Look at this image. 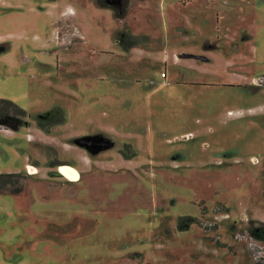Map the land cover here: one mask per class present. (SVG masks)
Masks as SVG:
<instances>
[{
	"label": "rangeland",
	"instance_id": "1",
	"mask_svg": "<svg viewBox=\"0 0 264 264\" xmlns=\"http://www.w3.org/2000/svg\"><path fill=\"white\" fill-rule=\"evenodd\" d=\"M0 99V264H264V0H0Z\"/></svg>",
	"mask_w": 264,
	"mask_h": 264
},
{
	"label": "trees",
	"instance_id": "2",
	"mask_svg": "<svg viewBox=\"0 0 264 264\" xmlns=\"http://www.w3.org/2000/svg\"><path fill=\"white\" fill-rule=\"evenodd\" d=\"M26 112L15 103L0 99V127L10 130L19 131L25 124ZM18 176L17 173L7 174V176ZM6 174H1L0 177ZM1 191V188H0ZM18 190L17 192H19ZM12 194V193H11ZM15 194V193H14Z\"/></svg>",
	"mask_w": 264,
	"mask_h": 264
},
{
	"label": "bare ground",
	"instance_id": "3",
	"mask_svg": "<svg viewBox=\"0 0 264 264\" xmlns=\"http://www.w3.org/2000/svg\"><path fill=\"white\" fill-rule=\"evenodd\" d=\"M27 172L29 174L35 175L37 169L33 166H27ZM58 172L68 181L77 182L79 180L78 172L70 166H60Z\"/></svg>",
	"mask_w": 264,
	"mask_h": 264
},
{
	"label": "flooded vegetation",
	"instance_id": "4",
	"mask_svg": "<svg viewBox=\"0 0 264 264\" xmlns=\"http://www.w3.org/2000/svg\"><path fill=\"white\" fill-rule=\"evenodd\" d=\"M112 2V1H111ZM114 2V1H113ZM113 2H112V4H113ZM195 56H196V58H198V55L199 54H194ZM98 144H102L101 146H96V147H93V149L91 150L92 151V153H94V154H97V155H99L100 153H101V147L102 148H110L111 146H113V143L111 142V140H105V141H98ZM125 144V143H124ZM130 158H132V157H130ZM130 158H127V159H130ZM124 160H126V158H123ZM61 166H66V164H60ZM60 165H57V168H56V170L55 171H57V175H61L59 172H58V170H59V167H60ZM75 168V167H74ZM26 169H27V166H26ZM76 169V168H75ZM76 171L78 172V174H79V170H77L76 169ZM17 174H19L20 175V173H17ZM29 174V173H28ZM60 177V176H59ZM79 179H80V176H79ZM66 180V179H65ZM79 181V180H78ZM68 182H70L69 180H68Z\"/></svg>",
	"mask_w": 264,
	"mask_h": 264
},
{
	"label": "crops",
	"instance_id": "5",
	"mask_svg": "<svg viewBox=\"0 0 264 264\" xmlns=\"http://www.w3.org/2000/svg\"><path fill=\"white\" fill-rule=\"evenodd\" d=\"M27 166H31V165H27ZM60 166H61V165H60ZM66 166H70V167L74 168V167H73V166H71V165H67V164H66ZM74 169H75V168H74ZM75 170H76V169H75Z\"/></svg>",
	"mask_w": 264,
	"mask_h": 264
}]
</instances>
